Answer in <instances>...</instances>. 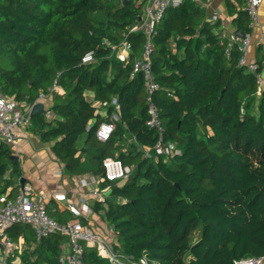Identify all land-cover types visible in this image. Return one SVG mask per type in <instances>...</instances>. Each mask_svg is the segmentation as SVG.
Wrapping results in <instances>:
<instances>
[{"label":"trees","instance_id":"obj_1","mask_svg":"<svg viewBox=\"0 0 264 264\" xmlns=\"http://www.w3.org/2000/svg\"><path fill=\"white\" fill-rule=\"evenodd\" d=\"M144 4L0 0V88L23 107L41 93L52 97L48 109L32 116L30 128L54 142L69 172L102 175L110 194L95 201L94 211L112 227L126 264L143 256L157 264H235L264 257V90L258 93L256 75L240 64L239 44L214 32L201 5L185 0L168 8L153 37L152 69L161 86L155 101L165 140L180 153L156 155L152 149L147 156L158 134L146 125L143 74H132L145 43L144 32L134 30ZM235 21L237 32L251 31L246 10ZM123 42L131 45L127 57L114 49ZM89 51L94 60L83 63ZM55 82L63 92L50 93ZM114 98L120 117L102 142L96 131L111 119ZM12 155L0 141V204L21 182ZM112 156L132 169L128 179H104L103 161ZM46 207L59 222L74 219ZM20 234H30L35 243L22 255L23 264H61L64 234L37 238L28 225L9 229L13 241ZM85 250L87 264H110L95 248Z\"/></svg>","mask_w":264,"mask_h":264},{"label":"built area","instance_id":"obj_2","mask_svg":"<svg viewBox=\"0 0 264 264\" xmlns=\"http://www.w3.org/2000/svg\"><path fill=\"white\" fill-rule=\"evenodd\" d=\"M185 0H146L144 13L140 25L135 26L134 30H142L145 34V43L142 53L133 63V72L142 73L145 82L146 99L149 118L146 125L149 129L155 130L158 134L157 141L152 148H146L145 154L150 156L153 149L156 155L178 154L180 149L172 142L165 140V128L162 124L159 108L155 101V94L161 88L159 82L155 79L152 69V54L154 51L153 37L156 33L157 24L164 17L170 7H178ZM264 0H246L245 10L250 18V27L254 28L260 23L259 9ZM232 42L240 43L241 50L240 64L248 67L253 72L259 83L258 93L264 90V57L261 63L250 62L248 60V51L251 43V33L240 36L234 33L231 36ZM260 45L264 54V32L261 33ZM118 54L127 57L131 49L129 43L123 42L116 48ZM229 49L226 51L228 52ZM94 60L93 51H89L83 57V63ZM260 69V70H259ZM57 82L50 88L52 91L59 89ZM47 94L41 93L40 98ZM111 105L114 106L112 117L108 121H102L96 131L97 138L105 142L115 130V122L119 119L120 105L114 98ZM107 106V103H103ZM50 112L47 113V115ZM32 125L31 109H24L15 98L3 93L0 88V141L9 145H14L17 141L19 128L30 127ZM104 179L109 181L126 180L130 176L132 169L123 164L117 156L107 157L103 161ZM96 181L94 177L82 178L81 186L89 187V192L99 201H104V197L99 188H91L90 182ZM53 199L57 201L67 200L64 192H55ZM68 210L73 216V221L59 222L55 220L47 211L46 204L34 197L33 189L28 184H20L17 194L14 197L3 198L0 206V257L3 264H7V259L15 250V243L9 235V229L14 225L23 224L30 226L37 238L46 237L53 233L64 234L68 239L69 250L62 251L59 261L61 264H87L85 260V245L95 248L98 254L110 262V264H126L119 255V251L112 242L93 230L92 226L82 222V217L89 214V208L83 204L80 206L74 203H68ZM127 264H157L151 261L147 256L140 260H134ZM235 264H264V257L244 258L235 262Z\"/></svg>","mask_w":264,"mask_h":264},{"label":"crops","instance_id":"obj_3","mask_svg":"<svg viewBox=\"0 0 264 264\" xmlns=\"http://www.w3.org/2000/svg\"><path fill=\"white\" fill-rule=\"evenodd\" d=\"M195 1L201 5L207 18L214 24V32L231 41V36L238 31V24L235 19L240 10H245L246 0ZM259 17L260 23L254 28H251L250 31L251 43L248 51V60L258 63H260L264 57L260 45L261 33L264 32V1L259 9ZM229 43L231 44V42ZM57 91L63 92L64 89L59 86ZM38 102L44 105V109H48L53 103L50 95L40 98L34 104ZM33 105L29 107L26 106L27 108L24 105V109L30 108L32 110ZM101 112L102 115H105V110ZM47 116L49 118L52 117L51 112ZM30 127L19 128L17 131L18 138L16 143L10 145L13 154L18 156V164L22 173L21 180L24 178V183L32 187L34 197L37 200L51 206L52 209L57 207L60 211H65L66 213L62 215L64 218L68 219L72 216L68 210V203H74L80 206L82 203L87 205L90 211L87 216L82 217V222L92 226L93 230L113 243L114 236L112 227L105 221L101 214L94 211L95 201L99 200L89 192V187L81 186V179L83 177H94L96 181H91L89 186L91 188H99L105 200L110 194V187L109 185L103 186L102 175L94 173L92 169L80 174L69 172L65 163L61 161L53 151L52 146L54 142L44 141L43 137L35 135ZM16 184L19 189V185L22 183L16 181ZM12 188L13 187H10L8 189L9 192ZM9 192H7V194H9ZM17 192L18 190L15 191L14 196ZM55 192H64L67 195V200L57 201L53 199V194ZM30 231H33L31 227ZM29 235L27 238L25 235L20 234L15 238L13 241L15 243V250L8 257L9 260L7 259V264H23L22 255L35 245L34 241L29 238ZM64 250H69L68 239L63 242L61 253ZM0 264H3L1 257Z\"/></svg>","mask_w":264,"mask_h":264},{"label":"water","instance_id":"obj_4","mask_svg":"<svg viewBox=\"0 0 264 264\" xmlns=\"http://www.w3.org/2000/svg\"><path fill=\"white\" fill-rule=\"evenodd\" d=\"M123 1L127 2L128 0H123ZM140 19H142V17H140ZM237 34L240 36H244L243 33L237 32ZM238 44H240V43H238ZM42 110H44V105L41 102L34 104L32 107V110H31V116H34L36 113H38ZM43 136H44V133L41 135V137H43ZM12 157L17 159L18 156L16 154H14V155H12ZM24 181H25L24 178H22L21 183L23 184Z\"/></svg>","mask_w":264,"mask_h":264}]
</instances>
